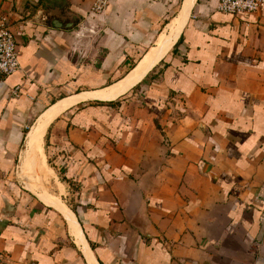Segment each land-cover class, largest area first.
<instances>
[{"label":"crops","instance_id":"0c3cea01","mask_svg":"<svg viewBox=\"0 0 264 264\" xmlns=\"http://www.w3.org/2000/svg\"><path fill=\"white\" fill-rule=\"evenodd\" d=\"M94 1L0 0L21 66L0 80V252L12 264H264V10L194 0L139 98L78 103L49 124L29 174L52 175L48 158L78 210L12 179L31 121L123 80L186 2L112 0L95 15Z\"/></svg>","mask_w":264,"mask_h":264},{"label":"bare ground","instance_id":"6f19581e","mask_svg":"<svg viewBox=\"0 0 264 264\" xmlns=\"http://www.w3.org/2000/svg\"><path fill=\"white\" fill-rule=\"evenodd\" d=\"M193 3L194 0H186L184 8L182 9L179 15V18L174 20V22L170 26H168V31L159 38L156 46L149 50V52L138 63V65L133 69V71H131L123 80L115 83L114 85L106 89L86 93L80 96L78 95L76 97L74 96L71 99L69 98L68 100L59 104L57 107L50 110L47 114L43 115L40 119H38L36 125L33 127L31 133L28 136L26 144L24 176L28 179L27 181L29 182L28 184H30V188H38L39 186L37 182H33V179L29 174V170L32 167L33 163H35L36 167H38L42 166L41 162L44 163L45 161V154H43L42 144L44 140V135L49 124L62 112L78 103L88 101H114L118 97L126 94L130 89L136 87L139 83H141L142 80L149 74V72L152 71L161 62V60L164 59V57L171 51L174 43L176 42L181 32V29L183 28L184 24L188 19ZM43 167H45L44 164ZM40 198L46 204H51L60 207V203L54 197L51 198V196L46 193L40 195ZM78 244L82 245L84 251L86 252L87 247L84 241L78 240Z\"/></svg>","mask_w":264,"mask_h":264},{"label":"built area","instance_id":"2783aa9c","mask_svg":"<svg viewBox=\"0 0 264 264\" xmlns=\"http://www.w3.org/2000/svg\"><path fill=\"white\" fill-rule=\"evenodd\" d=\"M112 0H95L92 12L105 14ZM219 11L230 15H256L264 10V0H219ZM21 69L18 44L6 17L0 15V80ZM0 264H12L0 252Z\"/></svg>","mask_w":264,"mask_h":264},{"label":"rangeland","instance_id":"374dc122","mask_svg":"<svg viewBox=\"0 0 264 264\" xmlns=\"http://www.w3.org/2000/svg\"><path fill=\"white\" fill-rule=\"evenodd\" d=\"M157 69H155V72L157 71ZM151 75H154V74L152 73ZM139 89H140V87L133 89V92H134L133 96H135L136 94L141 96L142 88L140 89V93H137V92H139ZM138 95L135 96L136 99L139 98ZM33 124H34V122L32 123V121H31L30 127L26 130L27 135L32 130L31 128H32ZM27 135L25 136L26 138H27ZM46 137H47V134H46L45 139H44V149L46 146V139H47ZM26 138L24 139V141L21 145V151H20L18 159L16 160V166L13 170L11 177L15 183L20 184L23 188L30 191L34 195H36V199H40L38 195H43V193L30 188V184H28L29 182L27 181L28 179L23 175V172L21 170L22 156L24 155V152L26 150V144H27ZM45 153H46V151H45ZM47 164H48L49 168L53 171V173L50 176H46L41 171L39 173V175H37V180H38V183L40 185L41 190H44V191L48 192L49 194H51L55 197H59L71 210H78L79 203L77 201V196L74 193V191L71 189V187H69V185L66 184L62 180V175L60 174V170L58 171L57 166L53 162L52 163L49 162L48 158H47ZM60 184L62 187L60 186ZM61 189H63V190L61 191Z\"/></svg>","mask_w":264,"mask_h":264},{"label":"trees","instance_id":"16d2710c","mask_svg":"<svg viewBox=\"0 0 264 264\" xmlns=\"http://www.w3.org/2000/svg\"><path fill=\"white\" fill-rule=\"evenodd\" d=\"M143 52L146 53L147 50L145 49V50H143ZM175 52H176V51H174L173 55L175 54ZM170 56H172V53L166 58V60L164 59V60L162 61V64H164L166 67L168 66V64H167V60H168V58H169ZM142 57H143V55H142V54H139V53L137 54L136 57L133 56V57L131 58V59H132V63H129V64L127 65V67H126V71H125L124 73H121V74L117 75L116 77H114V78L112 79V81H110V82H111V83H114V82H116V81L118 80L119 76H122L123 74H126L127 72H130V71L134 68V66L139 62V60H140ZM79 92H80V91H78L77 93H79ZM133 93H134L133 90L130 91L128 94H126V95H124L123 97H121V98H120L115 104L112 103V102H108V103L97 102L95 105H96L97 107H107V108L112 107L113 105H121L122 103H124V102L130 100V98H131V96L133 95ZM50 162H51V161H50ZM102 166H103L102 163H99L98 165L95 164L94 169L101 170V169H102ZM65 174H67V173H65V171H64V172L62 173V180H63L64 182H69L70 185L75 184V182L70 181L69 178L67 177V175H65ZM73 181H76V180L73 179ZM73 188H74V190H75L77 193L80 192V185H78L77 188H76L75 186H73ZM80 194H81V193H80ZM81 196H82V194L80 195L79 198H82ZM74 211H75V210H74Z\"/></svg>","mask_w":264,"mask_h":264}]
</instances>
